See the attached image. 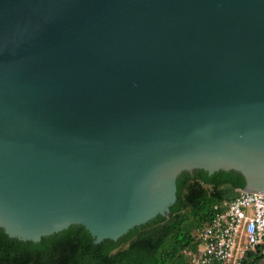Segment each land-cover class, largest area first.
Listing matches in <instances>:
<instances>
[{
	"label": "water",
	"instance_id": "obj_1",
	"mask_svg": "<svg viewBox=\"0 0 264 264\" xmlns=\"http://www.w3.org/2000/svg\"><path fill=\"white\" fill-rule=\"evenodd\" d=\"M194 170L264 194V0H0V230L115 241Z\"/></svg>",
	"mask_w": 264,
	"mask_h": 264
},
{
	"label": "trees",
	"instance_id": "obj_2",
	"mask_svg": "<svg viewBox=\"0 0 264 264\" xmlns=\"http://www.w3.org/2000/svg\"><path fill=\"white\" fill-rule=\"evenodd\" d=\"M176 201L166 216L130 229L117 240L94 243L82 225L20 241L0 230V264H187L184 252L198 245L195 233L212 218L217 202L244 190L240 173L184 171L177 178ZM243 264H257L247 258Z\"/></svg>",
	"mask_w": 264,
	"mask_h": 264
},
{
	"label": "built area",
	"instance_id": "obj_3",
	"mask_svg": "<svg viewBox=\"0 0 264 264\" xmlns=\"http://www.w3.org/2000/svg\"><path fill=\"white\" fill-rule=\"evenodd\" d=\"M197 247L184 252L187 264H243L264 260V194L241 190L217 202L209 223L196 231Z\"/></svg>",
	"mask_w": 264,
	"mask_h": 264
},
{
	"label": "rangeland",
	"instance_id": "obj_4",
	"mask_svg": "<svg viewBox=\"0 0 264 264\" xmlns=\"http://www.w3.org/2000/svg\"><path fill=\"white\" fill-rule=\"evenodd\" d=\"M261 261V263L260 264H264V260H260Z\"/></svg>",
	"mask_w": 264,
	"mask_h": 264
}]
</instances>
